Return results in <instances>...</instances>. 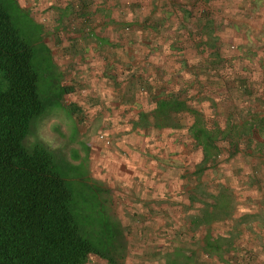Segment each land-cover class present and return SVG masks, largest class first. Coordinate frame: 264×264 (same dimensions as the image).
Listing matches in <instances>:
<instances>
[{"label":"crops","instance_id":"1","mask_svg":"<svg viewBox=\"0 0 264 264\" xmlns=\"http://www.w3.org/2000/svg\"><path fill=\"white\" fill-rule=\"evenodd\" d=\"M15 1L32 9L61 41L50 49L58 61L55 71L65 72L60 94L71 107V118L83 121L81 130L105 134L108 144L122 133L118 145L125 157L118 149L104 153L95 140L90 159L108 172L111 186L122 179L126 199L131 191V199L147 194L156 201L183 191L182 159L167 149L183 142L166 137L186 130L193 135L204 103L211 106L213 119L226 120L222 134L233 130L232 120L239 115L235 130L241 136L242 166L264 177V0ZM145 153L159 158L147 160ZM120 168L125 169L121 177ZM169 168H176V176L169 175ZM135 170L150 172L142 186L132 180ZM257 188V195L244 198L251 207L240 215L245 224L252 216L260 219L252 229L255 239L237 240L228 228L225 252L196 256L195 264H264V194L258 195L264 180ZM150 212L166 216L169 208L164 201ZM130 223L123 221L126 231L153 232L151 240H162L160 233L167 229L160 220L143 228ZM151 240L144 236L137 244L164 249L163 242Z\"/></svg>","mask_w":264,"mask_h":264},{"label":"rangeland","instance_id":"2","mask_svg":"<svg viewBox=\"0 0 264 264\" xmlns=\"http://www.w3.org/2000/svg\"><path fill=\"white\" fill-rule=\"evenodd\" d=\"M7 5L10 11L13 10V18L21 34L27 36L37 48L33 62L39 73V92L44 101V111L32 122L24 144L28 150H32L37 144L49 148L55 155L61 174L69 179L70 186L76 193L83 233L101 251V254H90L85 264H195L196 256L207 258L225 252L228 228L232 233H237V240L255 239L252 237L256 233L252 229H255L256 222L260 219L252 216L247 220L248 224H245L240 215L251 207L244 198L251 194L257 195V187L263 183L264 177L258 170L242 166L239 154L241 136L235 130L236 124L239 125L238 114L232 120L233 130H226L222 134L226 120L213 119L211 106L205 103L200 105V119L195 120L199 126L192 132L193 135L186 130L181 136L170 134L166 137L174 142H183L179 146L170 144L167 147L182 159L178 160L182 162L178 173H183L185 177L183 191L178 195L166 193L167 197L157 201L151 200L147 194L145 198L138 196L131 199V191L128 200L126 190L122 189V179L111 186L108 172L100 165L93 164L90 159L93 152L91 142L95 140L97 145L102 146L104 153L118 149V153L125 157L118 145L122 133L113 135L110 138L111 144H106L100 138L99 131L95 133L94 130L80 129L83 121L79 117L76 118L77 121L71 118V107L60 94V84L65 80V72L63 68L56 72L53 67L54 61H58L51 55L50 47L61 41L53 37L49 31L51 28L45 22L32 14V9L17 7L15 0H7ZM233 84L237 85V81ZM221 91V95H225L226 91ZM226 93L228 94V89ZM225 106L221 105L222 108ZM190 119L185 120L186 124L192 123ZM101 146H98L100 150ZM145 155L147 160L159 158L154 153ZM174 155L170 159H174ZM117 174L120 177L125 175V169L120 168ZM149 174V171L135 170L132 180L142 186ZM169 175L176 176V168H169ZM263 194L262 190L258 195L263 197ZM164 201L169 214L150 215V210L154 206L159 207ZM140 209H147L149 212L143 215L145 212ZM132 210L135 214L129 215ZM256 213L258 212L253 214ZM126 219L132 222L130 227L136 224V227L142 228L144 224L153 225L160 220V225L164 223L167 229L160 233H163L162 240H151L149 235L153 232L151 234L146 231L140 235V232L126 231L123 225ZM144 236L153 243L163 242L164 249L161 246L146 248L138 245ZM207 239L209 242H206ZM151 241L144 243L149 244ZM255 246V243L250 244V247Z\"/></svg>","mask_w":264,"mask_h":264},{"label":"trees","instance_id":"3","mask_svg":"<svg viewBox=\"0 0 264 264\" xmlns=\"http://www.w3.org/2000/svg\"><path fill=\"white\" fill-rule=\"evenodd\" d=\"M12 11L0 0V264H85L101 251L83 233L69 179L49 148L24 144L44 101L37 48Z\"/></svg>","mask_w":264,"mask_h":264},{"label":"built area","instance_id":"4","mask_svg":"<svg viewBox=\"0 0 264 264\" xmlns=\"http://www.w3.org/2000/svg\"><path fill=\"white\" fill-rule=\"evenodd\" d=\"M100 138L104 140L107 144L109 143V141L106 139L107 137L105 134H100Z\"/></svg>","mask_w":264,"mask_h":264}]
</instances>
